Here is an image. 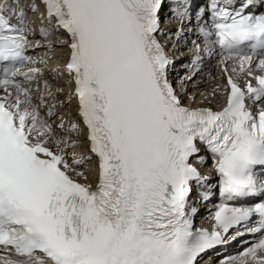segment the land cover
Instances as JSON below:
<instances>
[{
    "label": "snow or ice",
    "instance_id": "1",
    "mask_svg": "<svg viewBox=\"0 0 264 264\" xmlns=\"http://www.w3.org/2000/svg\"><path fill=\"white\" fill-rule=\"evenodd\" d=\"M172 3L190 19L195 0ZM164 6L0 0V264H201L209 250L246 233L256 238L221 264H264V12L253 11L264 0L207 6L212 23L199 26L205 44L193 42L188 80L202 71L201 53L219 55L227 81L220 110L188 106L178 94L175 61L159 39ZM41 7L38 35L48 50L34 59L27 53L44 45L29 37L34 21L27 17ZM61 34L67 59L51 70L53 80L66 75L74 85L67 103L76 100L80 118L67 131L62 117L54 126L55 104L41 110L55 99L42 69L22 71L46 64ZM81 132L87 156L69 151L80 143L71 134ZM202 148L215 184L196 166L205 162ZM93 160L94 186L85 174ZM194 186L204 189L201 202L218 190L211 230L195 226Z\"/></svg>",
    "mask_w": 264,
    "mask_h": 264
},
{
    "label": "bare ground",
    "instance_id": "2",
    "mask_svg": "<svg viewBox=\"0 0 264 264\" xmlns=\"http://www.w3.org/2000/svg\"><path fill=\"white\" fill-rule=\"evenodd\" d=\"M264 10V9H263ZM40 22H41V20H40ZM167 25L168 24H170V23H166ZM60 36H63V34H61ZM40 37V36H39ZM58 43V42H57ZM56 50L54 51V52H52L51 53V56H53V61H51V65L52 64H55V63H59V61L60 60H63L62 59V57H60V53L61 52H63L64 50H61V49H63L62 47H60L58 44H55L54 46H53ZM181 47H184V48H181ZM191 47H192V45L191 44H189V43H185V44H183V43H177L174 47H173V52H174V55H177V57H179V58H184L183 56H185V55H187L189 52H188V50L189 49H191ZM46 47H42V48H40V49H38V50H43V49H45ZM181 48V49H180ZM59 52V53H58ZM56 53H58V54H56ZM180 55H183V56H180ZM57 56V57H56ZM56 57V58H55ZM220 59L221 58H218L217 59V62H218V64H213L212 62H210V61H205V63L203 64V66L201 67L202 68V71L201 72H199V73H197L194 77H193V79L192 80H187V79H185V80H183L182 82H181V85H180V87L182 88V86H184L185 87V93H188L189 92V95L191 96V97H195V96H193L192 95V93H196V91H198L199 89H205V87L208 85V84H210V82H212V81H215V79L216 78H218V77H220V79H222L223 78V81H222V92H220V93H218V94H216V96H217V98H218V103H216V104H212V102H206L205 104H209V105H217V104H219V103H221V101H222V99H223V86L226 84V81H225V76H224V74L222 73V71H221V65H220ZM233 67H236V65H234V64H232L231 62H229V64H228V68H229V70L231 71V69L233 68ZM190 70L191 69H186L185 71H183V73H184V76L186 77L188 74H190ZM179 71H174V70H172L171 69V79H172V82H174V80H177L176 79V75L178 76V77H180V75H178L179 73H178ZM50 76H52L53 77V73H50L49 74ZM184 77V78H185ZM53 84H57V85H64L65 84V81L64 80H58V79H55L54 81H53ZM66 85V84H65ZM209 86V85H208ZM70 88H71V86H70ZM207 88V87H206ZM183 89V88H182ZM187 89V90H186ZM60 98V97H59ZM61 98H64V97H61ZM65 98H67V95L65 96ZM195 98H197V97H195ZM76 101V100H75ZM199 101V100H198ZM198 101H195V103H199ZM263 103V102H262ZM64 107V106H63ZM63 107H61V105L59 104V105H57V107H56V110H58L56 113L58 114L59 112L61 113L62 112V110H63ZM68 114H64L63 116H65V117H67V118H69L68 116H67ZM70 115V114H69ZM76 114L74 113V116H75ZM71 116V115H70ZM70 123L72 122V121H69ZM93 163H94V160L92 161V163L89 165L90 167H92V165H93ZM202 170H204V168L202 169ZM205 171V170H204ZM198 200V198H196L195 197V202ZM199 203H201V201L199 200ZM198 203V206H199V208L202 206V204H199ZM198 213H199V211H198ZM204 215V214H203ZM203 215H196V217H195V219H199L201 216H203ZM206 218L203 216L199 221L200 222H202L203 220H205ZM236 244H237V242H236V240H234V242L232 243V246H236ZM243 248H245V247H243ZM242 248V249H243ZM242 249H240V250H242ZM237 250H238V248H237ZM218 255L217 254H215V253H212V255L210 254L209 256H206V257H208V258H210V261L208 262V264H216L215 263V258L217 257ZM224 255H220V256H218L219 257V259H220V257H223ZM219 259H217V260H219Z\"/></svg>",
    "mask_w": 264,
    "mask_h": 264
},
{
    "label": "rangeland",
    "instance_id": "3",
    "mask_svg": "<svg viewBox=\"0 0 264 264\" xmlns=\"http://www.w3.org/2000/svg\"><path fill=\"white\" fill-rule=\"evenodd\" d=\"M43 9L41 8L40 12H37L39 13V15L42 13ZM165 25V24H164ZM65 48L63 47V49L61 50H64ZM181 49V48H180ZM210 62H214V59H210L209 60ZM186 69H184L183 71H185ZM183 76V74L181 75ZM68 77H64L63 79H60V80H64L65 81V84H66V88L68 87L67 84H68V81H67ZM222 81H223V78L220 79V77L216 78L215 81H212L210 82V84H208L205 89H199L198 91H196V96L197 98H195V101H198V102H201V103H206V102H212V104H216L218 103V98L217 96H213L212 93L215 91L216 94L222 92ZM64 84V85H65ZM219 86V87H218ZM205 97H207V99H205ZM62 100H65V98H56V103L60 102ZM64 105L66 107H63L64 109V114L67 113L71 115V117H75L74 116V112L73 110H75L74 108V105H75V102L72 100V102L69 104L67 102L64 103ZM81 146L79 148V150L83 149L82 145L86 144V141L84 140V137H80V143ZM85 148V147H84ZM199 166L201 168H204V169H207V167H203L202 164ZM94 168L93 167H88L87 168V171H85V174L89 176V178H91V180H93V177H94ZM90 181V180H89ZM243 247V245H241L239 247V249H241ZM217 264V262H216Z\"/></svg>",
    "mask_w": 264,
    "mask_h": 264
}]
</instances>
